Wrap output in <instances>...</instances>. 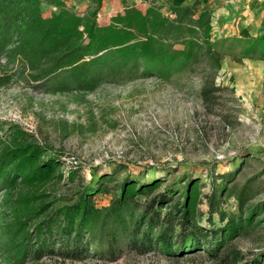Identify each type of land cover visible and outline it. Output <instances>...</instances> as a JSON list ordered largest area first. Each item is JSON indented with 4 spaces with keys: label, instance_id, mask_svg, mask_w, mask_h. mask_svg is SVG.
Segmentation results:
<instances>
[{
    "label": "trees",
    "instance_id": "1",
    "mask_svg": "<svg viewBox=\"0 0 264 264\" xmlns=\"http://www.w3.org/2000/svg\"><path fill=\"white\" fill-rule=\"evenodd\" d=\"M102 1L89 0L78 10L66 0H0V87L22 78L46 93L89 92L106 82L192 74L198 81L194 93L207 105L221 89L215 80L225 56L264 59V31L252 36L244 28L238 36L213 39L211 10L200 7V0H169L172 18L157 0H142L145 9L120 0L122 11L100 24ZM44 5L54 7L49 16ZM5 130L0 264L92 255L116 261L126 251L152 250L169 256L204 250L219 264H264V252L245 260L234 245L264 230V200L251 202L253 178L235 181L250 155L233 170H211L207 191L200 179L184 177L159 190L162 179L132 176L118 165L85 186L77 169H70L66 183L79 188L58 194L53 187L63 181L61 157L16 124ZM99 194L110 195L107 204L97 202ZM229 198L234 209L224 207Z\"/></svg>",
    "mask_w": 264,
    "mask_h": 264
},
{
    "label": "rangeland",
    "instance_id": "2",
    "mask_svg": "<svg viewBox=\"0 0 264 264\" xmlns=\"http://www.w3.org/2000/svg\"><path fill=\"white\" fill-rule=\"evenodd\" d=\"M66 1L70 7L80 10L89 0ZM241 1L248 2L258 17L264 12V0ZM157 2L163 7L168 4V0ZM127 3H135L141 9L146 7L142 0H127ZM121 5L120 0H106L98 16L99 23L105 24L109 14ZM53 10L51 6H43L45 16ZM228 17L227 20H239ZM230 25L236 26V22ZM241 62L224 57L215 80L221 89L207 105L194 93L192 86L198 81L192 74H179L170 81L153 76L121 83L106 82L93 91L66 93H46L22 78L14 80L0 87V137L6 136L8 124H16L50 152L58 154L64 162L63 181L53 187L58 194L79 188L77 183H66L70 169H77L81 186H85L111 173L114 167L121 169L118 165L126 166L132 176L144 174L147 180L162 179L159 190L166 183L184 177L200 179L203 190L207 191L211 170H233L243 156L250 155V164L241 166L235 181L243 184L253 178L256 193L251 202H258L264 200V102L260 98L253 102L246 93L238 94L232 82L231 65ZM109 198L110 195L99 194L97 202L105 205ZM224 207L234 209L235 200L227 199ZM259 217L264 219V213ZM261 232L262 236L253 240L238 238L234 242L246 256L245 260L264 252V230ZM42 262L219 264L204 250L183 256H169L160 250L146 254L126 251L116 261L92 255L82 261H61L55 257Z\"/></svg>",
    "mask_w": 264,
    "mask_h": 264
},
{
    "label": "crops",
    "instance_id": "3",
    "mask_svg": "<svg viewBox=\"0 0 264 264\" xmlns=\"http://www.w3.org/2000/svg\"><path fill=\"white\" fill-rule=\"evenodd\" d=\"M194 1L187 0L186 3L192 4ZM102 2L101 10L106 0ZM248 4V2L245 3L241 0H200V7L211 10L213 19L212 38L219 39L227 35L238 36L240 30L244 28L252 36L264 31V12L258 17ZM52 8L54 9V7ZM122 9L123 5L115 13L109 14L108 20ZM228 16L237 17L239 20H227ZM108 20L105 24L108 23ZM235 22L236 26L230 25L235 24ZM242 61L240 64L233 63L231 65L233 85L236 87L238 94L246 93L251 101L255 102L260 98L264 102V59L243 58Z\"/></svg>",
    "mask_w": 264,
    "mask_h": 264
},
{
    "label": "built area",
    "instance_id": "4",
    "mask_svg": "<svg viewBox=\"0 0 264 264\" xmlns=\"http://www.w3.org/2000/svg\"><path fill=\"white\" fill-rule=\"evenodd\" d=\"M162 10H163L164 15L170 18L174 17V13L169 9L168 4H165Z\"/></svg>",
    "mask_w": 264,
    "mask_h": 264
}]
</instances>
